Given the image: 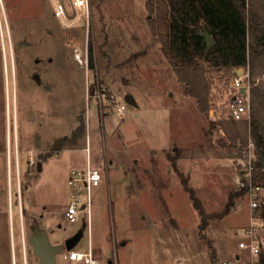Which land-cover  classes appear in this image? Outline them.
<instances>
[{
	"label": "rangeland",
	"instance_id": "1",
	"mask_svg": "<svg viewBox=\"0 0 264 264\" xmlns=\"http://www.w3.org/2000/svg\"><path fill=\"white\" fill-rule=\"evenodd\" d=\"M146 2L89 0L87 19L64 24L52 0H0L1 257L9 232L16 264H39L27 242L36 220L52 243L84 225L74 249L91 245L100 264L257 262L238 242L251 218L264 219V199L249 209L234 166L253 141L248 130L245 142H231L221 126L229 73L238 68L203 63L209 91L201 112L152 36ZM81 123L75 145L46 157ZM87 153L101 179L90 186L89 214L69 222L67 180ZM183 180L207 214L229 203L228 213L200 229Z\"/></svg>",
	"mask_w": 264,
	"mask_h": 264
},
{
	"label": "trees",
	"instance_id": "2",
	"mask_svg": "<svg viewBox=\"0 0 264 264\" xmlns=\"http://www.w3.org/2000/svg\"><path fill=\"white\" fill-rule=\"evenodd\" d=\"M146 8L152 36L182 85L183 94L194 97L201 112L207 110L209 91L203 63L216 70L248 66L252 76L264 72V0H147ZM203 32L212 37L210 48ZM221 126L231 142H245L249 130L257 155L256 177L264 183V82L251 89L250 119H226ZM83 133L81 123L70 136L58 139L46 157L75 145ZM182 183L200 215V229L210 217L228 213L229 203L219 213L207 214L186 181ZM257 262L264 264V247Z\"/></svg>",
	"mask_w": 264,
	"mask_h": 264
},
{
	"label": "built area",
	"instance_id": "3",
	"mask_svg": "<svg viewBox=\"0 0 264 264\" xmlns=\"http://www.w3.org/2000/svg\"><path fill=\"white\" fill-rule=\"evenodd\" d=\"M52 2L53 16L62 19L64 24L67 21L70 24L74 20L79 21L82 16L86 19L89 17V0H52ZM74 56L81 61L82 51L74 49ZM229 75L226 118L234 121L249 120L251 89L264 82V72L252 76L248 66H245L233 70ZM124 108V105H120L118 111ZM256 159L255 146L251 141L246 147L241 148L237 157L234 158V166L238 172L237 184L244 191L252 212L260 210L261 202L264 199V183L256 177ZM99 179H101V173L92 165L87 153L84 167L71 170L67 180L72 192L64 216L69 222L76 221L81 212L89 214L91 207L90 186ZM250 220L251 223L243 229L244 238L238 242V246L247 249L252 256H257L261 248L264 247V237L258 238L257 236L258 230L264 226V219L259 216L257 219L251 218ZM58 255H61L62 264H100L93 256L90 245L87 251H77L72 248L63 250ZM58 255L57 264H59ZM253 264H258V262Z\"/></svg>",
	"mask_w": 264,
	"mask_h": 264
},
{
	"label": "water",
	"instance_id": "4",
	"mask_svg": "<svg viewBox=\"0 0 264 264\" xmlns=\"http://www.w3.org/2000/svg\"><path fill=\"white\" fill-rule=\"evenodd\" d=\"M202 35L204 36L207 48H210L213 45L212 37L208 32H203ZM35 62H38V59H35ZM33 78L37 83L40 82V76L38 73H34ZM125 101L133 103L134 99L128 94L125 96ZM37 165L38 168H40V162H38ZM83 227L78 229V231L70 238L66 239L63 244L52 243L47 232L40 227L39 223L35 220L31 232L27 236V242L32 254L37 257L39 264H57V255L64 249L70 250L74 248L83 235Z\"/></svg>",
	"mask_w": 264,
	"mask_h": 264
},
{
	"label": "flooded vegetation",
	"instance_id": "5",
	"mask_svg": "<svg viewBox=\"0 0 264 264\" xmlns=\"http://www.w3.org/2000/svg\"><path fill=\"white\" fill-rule=\"evenodd\" d=\"M38 163V162H37ZM80 229V227L78 228ZM78 229L71 233V234H68L67 236H65L63 239H61L60 241L56 242V243H64L66 241V239L70 238L72 235H74ZM84 230V229H83ZM11 233V232H10ZM12 235V233H11ZM13 235H15V232L13 231ZM29 235V234H28ZM14 243H12V239L10 241V238H9V232L7 233V241H6V244H5V256L4 257H1L0 256V264H16V255L13 251V247ZM20 248H21V242H20Z\"/></svg>",
	"mask_w": 264,
	"mask_h": 264
},
{
	"label": "crops",
	"instance_id": "6",
	"mask_svg": "<svg viewBox=\"0 0 264 264\" xmlns=\"http://www.w3.org/2000/svg\"><path fill=\"white\" fill-rule=\"evenodd\" d=\"M86 162V161H85ZM90 247H91V245H90ZM91 249H92V247H91Z\"/></svg>",
	"mask_w": 264,
	"mask_h": 264
}]
</instances>
